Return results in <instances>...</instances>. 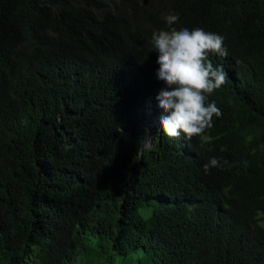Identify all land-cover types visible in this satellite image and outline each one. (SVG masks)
<instances>
[{
    "label": "trees",
    "instance_id": "obj_1",
    "mask_svg": "<svg viewBox=\"0 0 264 264\" xmlns=\"http://www.w3.org/2000/svg\"><path fill=\"white\" fill-rule=\"evenodd\" d=\"M167 13L225 38L222 115L139 154ZM0 264H264V0H0Z\"/></svg>",
    "mask_w": 264,
    "mask_h": 264
},
{
    "label": "clouds",
    "instance_id": "obj_2",
    "mask_svg": "<svg viewBox=\"0 0 264 264\" xmlns=\"http://www.w3.org/2000/svg\"><path fill=\"white\" fill-rule=\"evenodd\" d=\"M162 18L167 29L154 30L151 43L158 53L156 63L160 67L156 75L166 88L161 89L156 97L157 110H154L150 99L142 104L143 119H149H145L146 115L151 116L148 111L155 115L162 110L160 124L164 134L169 138H178L183 133L190 140L213 126L214 114L217 117L222 115L215 101L206 105V94L220 88L227 74L222 65L214 66L210 60L205 61L209 52L227 56V49L223 46L225 38L203 28L190 30L182 27L178 30L173 26L179 19L175 13H167ZM146 103L147 108L144 106ZM150 144L151 140H146L141 148L147 149ZM220 166V161L212 157L203 169L207 174L211 168Z\"/></svg>",
    "mask_w": 264,
    "mask_h": 264
},
{
    "label": "rangeland",
    "instance_id": "obj_3",
    "mask_svg": "<svg viewBox=\"0 0 264 264\" xmlns=\"http://www.w3.org/2000/svg\"><path fill=\"white\" fill-rule=\"evenodd\" d=\"M146 108L148 107V104L146 103L145 105H144ZM145 110V109H144ZM162 114H163V111L162 110H160L158 113H156L155 115H154V113L153 112H150V111H148V115H151V116H155L154 118H156V124L153 126V128L152 129H156V128H158L159 126H157L158 125V121L160 120V118H161V116H162ZM151 116H147L146 115V117H145V119H147V118H151ZM151 120H152V118H151ZM151 120H144L143 119V123L144 124H149V125H153V121H151ZM161 125V124H160ZM150 209H151V207L150 206H144V207H142V208H140L139 209V213H140V215L141 216H147L148 214H149V211H150Z\"/></svg>",
    "mask_w": 264,
    "mask_h": 264
},
{
    "label": "water",
    "instance_id": "obj_4",
    "mask_svg": "<svg viewBox=\"0 0 264 264\" xmlns=\"http://www.w3.org/2000/svg\"><path fill=\"white\" fill-rule=\"evenodd\" d=\"M143 3L144 4H147L148 3V0H143ZM147 120H151V118L147 119ZM142 123V121H141ZM143 125V129L145 131V135L143 137V139L141 140L140 142V146H139V154H141L142 152V148H141V145L143 144V142H145L146 140H150L151 139V134H152V130L149 128V126L147 124H144L142 123L141 126ZM157 126H160V120L158 121V125Z\"/></svg>",
    "mask_w": 264,
    "mask_h": 264
},
{
    "label": "bare ground",
    "instance_id": "obj_5",
    "mask_svg": "<svg viewBox=\"0 0 264 264\" xmlns=\"http://www.w3.org/2000/svg\"><path fill=\"white\" fill-rule=\"evenodd\" d=\"M155 116H151V118H152V120L151 121H153V125H149V124H147L148 126H149V128L152 130V132H153V130L154 129H152L153 128V126L156 124V118H154ZM155 123V124H154Z\"/></svg>",
    "mask_w": 264,
    "mask_h": 264
}]
</instances>
